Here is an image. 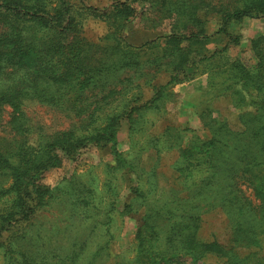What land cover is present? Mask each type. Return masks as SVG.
Here are the masks:
<instances>
[{"label":"rangeland","instance_id":"rangeland-1","mask_svg":"<svg viewBox=\"0 0 264 264\" xmlns=\"http://www.w3.org/2000/svg\"><path fill=\"white\" fill-rule=\"evenodd\" d=\"M203 1L224 9L250 0ZM106 2L88 0L87 5L100 7ZM160 8L154 7V11ZM87 10L80 13H88L83 34L95 42L102 38L100 42L109 52L115 49L111 43L116 36H106L107 23ZM215 18L209 20L208 32L216 30ZM168 24L166 20L161 28L146 29L137 14L125 24L122 34L138 46L166 34ZM227 30L236 37L231 44L224 35L212 37L204 45L208 54L218 50L210 60L199 63L191 78L171 83L168 96L130 118L125 110L133 96L78 116L65 107L69 101L56 106L28 97L20 105L22 128L15 134L6 125L11 117L6 108L0 118V155L6 159L0 163V208L10 201L15 171L22 161L27 167L49 155L44 149L35 154L26 149L22 155L24 144L36 150L56 139L67 141L93 128H105V116L111 111L122 115L115 142H85L72 157L59 151L60 160L42 168L40 183L49 191L24 227L10 235V243L2 244L5 236L0 239V264H136L140 249L136 234L143 225L157 251L156 264H238L227 261L225 255L216 256L214 249L221 252L216 246L201 258L186 252L187 235L192 231L189 223L200 226L196 237L206 243L214 241L239 255L247 252L229 243L230 222L220 204L211 196L196 195L207 165H196L195 155L188 158L192 161L188 165L183 154L189 144L202 143L216 129L220 133L244 131L248 136L252 128L264 129V16H245ZM24 61L30 63L31 59ZM167 80L162 73L152 83ZM151 95L141 93L138 100ZM245 194L249 196L250 191L245 189Z\"/></svg>","mask_w":264,"mask_h":264},{"label":"trees","instance_id":"trees-1","mask_svg":"<svg viewBox=\"0 0 264 264\" xmlns=\"http://www.w3.org/2000/svg\"><path fill=\"white\" fill-rule=\"evenodd\" d=\"M87 2L0 0V118L9 108L11 117L6 125L13 133H19L22 128L20 105L28 97L56 106L69 101V107H65L78 116L96 113L107 103L133 96L125 110L130 118L134 112L149 109L168 96L171 83L191 78L199 63L210 60L218 50L208 54L204 45L212 37L220 39L219 36L224 35L226 43L231 44L236 37L233 38L227 26L245 16H264V0H250L239 7L224 9L203 0H107L100 7L89 6ZM157 6L161 7L159 12L154 11ZM88 8L91 9L89 15L107 23L106 36H116L111 43L115 49L110 52L103 47L106 45L101 43L102 38L95 42L81 31L88 13L86 16L80 13L87 12ZM137 14L146 29L161 28L169 20L168 32L138 46L130 44L122 31ZM214 17L218 25L211 33L207 24ZM26 57L31 59L30 63L24 61ZM162 73L167 74L168 80L162 84L152 83ZM147 91L152 92L150 98L138 100L141 93ZM98 101L105 104H94ZM120 115V112L111 111L105 116V128H93L77 138L56 139L41 147L38 145L36 150L24 144L20 154H25L26 149L34 154L44 149L49 155L47 160L33 161L27 167L22 161L16 169L9 190L12 193L10 201L5 208H0V239L5 236L3 245L10 243L12 233L24 227L22 224L49 191L40 183L42 168L59 161V151L72 157L85 142L96 145L115 142ZM216 135L219 136L217 140ZM183 154H186L188 165H192L188 158L194 155L196 165H207L201 173L196 195L211 196L220 204L231 223L229 243L247 249L245 254L239 255L225 246L215 245L214 241L206 243L196 237L200 226L189 223L192 231L187 235L190 240L186 252L201 258L216 246L223 255L214 249L215 255H225L229 262L264 264V129L252 128L249 136L244 131L220 133L216 129L202 143L189 144ZM2 157L0 155V163H6ZM245 189L250 191V197ZM136 238L140 249L135 263L156 264L157 251L152 249L146 225L138 228Z\"/></svg>","mask_w":264,"mask_h":264},{"label":"crops","instance_id":"crops-1","mask_svg":"<svg viewBox=\"0 0 264 264\" xmlns=\"http://www.w3.org/2000/svg\"><path fill=\"white\" fill-rule=\"evenodd\" d=\"M175 87H178V85H176Z\"/></svg>","mask_w":264,"mask_h":264}]
</instances>
